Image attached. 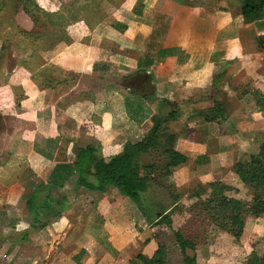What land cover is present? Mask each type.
<instances>
[{
    "label": "crops",
    "instance_id": "obj_1",
    "mask_svg": "<svg viewBox=\"0 0 264 264\" xmlns=\"http://www.w3.org/2000/svg\"><path fill=\"white\" fill-rule=\"evenodd\" d=\"M238 7V0H122L110 15L68 23L55 43L38 47L35 67L8 70L0 44V264H111L110 249L131 231L116 237L114 225H132L140 214L113 186L75 184L77 150L91 144L95 158L119 152L142 137L157 108L173 106L179 115L165 123L188 158L174 176L215 138L216 151L194 166L221 165L235 149L231 140L221 144L224 123L208 122L216 131L205 120L199 126L201 109L184 115L181 108L211 102L215 79L219 93L223 79L238 86L228 94L236 102L227 119L264 96V50L255 42L264 18L246 22ZM49 196L60 214L44 210ZM35 209L44 212L40 222Z\"/></svg>",
    "mask_w": 264,
    "mask_h": 264
},
{
    "label": "rangeland",
    "instance_id": "obj_2",
    "mask_svg": "<svg viewBox=\"0 0 264 264\" xmlns=\"http://www.w3.org/2000/svg\"><path fill=\"white\" fill-rule=\"evenodd\" d=\"M121 3L122 0H0V44L3 48V63L8 70L20 63H30L35 67L34 64L38 61V56L35 55L38 47L55 43L63 36V30H66L68 23L77 18L86 22L98 20L112 14L115 6ZM25 26L33 33L32 37H27L29 41L24 35L27 30L24 29ZM24 44L28 45V49L23 56L21 49L25 47ZM11 50L12 57L9 58ZM232 84L233 82L223 79L222 91L220 89L217 97H234L233 90L236 88L237 92L238 86ZM211 89L200 98L211 95ZM233 101L235 100L226 103L229 113L235 106ZM209 103L202 101L187 104L181 108L182 114L188 115L198 108L202 110ZM244 108V114L236 121L229 118L223 122L225 131L221 134L225 135L220 138L221 144L230 146L231 140V146L235 149L230 150L231 153L225 151L227 153L220 157L221 165L209 166L213 167V170L208 172L206 166L197 170L194 166L196 163L191 162L186 168L178 170L175 176L172 173L166 175L162 167L158 169L151 192L160 206L170 211L171 224L150 226L140 220V215V218L135 217V224L132 225L118 220L114 227L120 228L119 231L111 233L116 237L124 235L126 226L131 231L123 245L118 246V249H110L113 255L109 257L111 264H143L151 255L150 250H155L158 243L166 247L167 264H182L183 256L172 234L173 229H180L195 242L193 253L199 264H247L252 252L256 255L264 252V215L256 214L253 203V196L258 188L256 189L255 183L252 182L251 174L240 176L232 166L238 158H244L248 152L256 151L260 141L264 140V111H260L254 102H247ZM201 120L197 123L199 126L204 121L203 117ZM206 123L211 130L220 128L217 124ZM209 145L205 153L207 157L216 151L217 139L209 140ZM202 163H206V160ZM202 172L209 178H200ZM214 180L220 181L225 188L220 190V185L210 186L208 182ZM221 191L223 197L234 199L238 205L229 207L231 202L224 203L225 205L219 203V198L212 195L220 194ZM233 214L234 218L239 220L237 223L230 217ZM188 252L191 253L190 250ZM81 254L80 251L74 259L78 260Z\"/></svg>",
    "mask_w": 264,
    "mask_h": 264
},
{
    "label": "trees",
    "instance_id": "obj_3",
    "mask_svg": "<svg viewBox=\"0 0 264 264\" xmlns=\"http://www.w3.org/2000/svg\"><path fill=\"white\" fill-rule=\"evenodd\" d=\"M238 2V11L246 22H255L264 18V0H238ZM33 21L35 22V18ZM30 31H24L26 38L32 37L33 33ZM28 39L26 40L29 41ZM255 42L258 48L264 50V34L257 35ZM215 80L213 81L216 85L214 86L215 94H218L219 85ZM227 101H229L227 98H218L215 95L204 109L198 110L197 116L203 117L206 122L222 123L230 114L226 108ZM255 105L260 111H264V96H256ZM168 107L169 109L165 112L157 108L151 117L152 124L142 137L126 141L122 149L115 154L95 158L93 153L96 149L93 145L79 148L74 166V170L77 172L75 184L93 190H103L107 186H113L122 197L128 198L137 208L145 223L150 226L170 225V211L160 206L151 192L155 184V174L162 167L165 169L166 175H169L175 167L184 164L188 158L174 148L176 135L169 133L165 126L167 121L177 119L179 116L173 106ZM206 158L207 154L198 155L195 162L200 164ZM232 166L240 176L251 174L252 182L255 183L256 189L258 188L253 196L254 209L256 214L264 215V140L260 141L255 152H248L244 158H238ZM208 183L210 186L220 185V190L225 188V185L218 180ZM219 193L212 196L218 197L219 203L222 205L229 202L232 203L229 207L238 205L234 199L223 197L222 191ZM50 200L49 196L44 203V210L50 208V212L54 215L60 214V209L53 210ZM28 203L31 204L30 201ZM42 213H44L42 210L40 213L35 209L32 215L33 221L40 222L39 218ZM158 213L159 215H157ZM234 216L233 214L230 217L237 223L239 220H236ZM46 223L43 222L40 225L44 226ZM172 234L183 256L182 264H199L193 253L195 242L185 236L180 229H173ZM166 253L165 245L158 243L143 264H167ZM247 264H264V252L261 255L252 252V255L248 257Z\"/></svg>",
    "mask_w": 264,
    "mask_h": 264
},
{
    "label": "water",
    "instance_id": "obj_4",
    "mask_svg": "<svg viewBox=\"0 0 264 264\" xmlns=\"http://www.w3.org/2000/svg\"><path fill=\"white\" fill-rule=\"evenodd\" d=\"M157 215H159V213Z\"/></svg>",
    "mask_w": 264,
    "mask_h": 264
}]
</instances>
